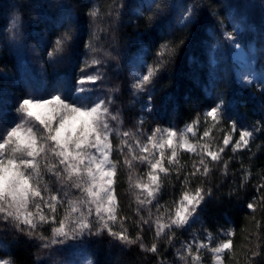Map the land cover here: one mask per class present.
<instances>
[{"label":"trees","instance_id":"1","mask_svg":"<svg viewBox=\"0 0 264 264\" xmlns=\"http://www.w3.org/2000/svg\"><path fill=\"white\" fill-rule=\"evenodd\" d=\"M158 4L160 14L149 22L147 17L158 11ZM185 8H194L196 16V22L188 28L178 23ZM90 9L99 10L95 20L87 15ZM17 19L18 31L13 28ZM233 29L241 45L254 48L257 65L264 68V0H0V133L18 121L15 107L22 98L74 91L78 79L97 73L104 79L93 85L96 91L92 95L115 97L113 108L120 112L121 130L136 132L143 118L141 138L146 139L156 127L181 131L199 119L193 135L197 148L223 147L224 136L231 132L230 124L224 121L213 127L211 119L205 121L203 116L218 102L217 97L223 98L229 115L239 122L237 131L231 132L232 143L221 153L222 160L211 166L207 177L198 175L191 177L186 186L182 183L193 164L199 166L200 157L193 152L179 150V165H168L166 159L169 173L161 175L156 199L144 207L138 203L132 185L134 163L130 169L124 157L113 152L119 161L115 194L120 215L126 217L128 235L134 239L139 233L146 245L156 243L158 252L141 251L138 244L123 245L102 233L84 243L83 252L91 258V264H186L180 258L183 245L194 238L208 243L210 235L211 247L228 238L223 233L229 230L234 233L230 237L233 251L224 254V264H247L246 256L257 244L262 255L255 262L264 264V203L258 199L264 196V189L257 191L264 183V127L254 134L248 147L232 151L241 125L249 129L257 121L264 125V93L255 83L241 86L237 79L231 49L221 40L223 33ZM68 32L71 41L50 57L55 41ZM180 39L184 44L173 62L151 86L152 111L148 112L147 94L133 95L131 68L137 65L144 71L141 65L153 64L161 44ZM93 59L101 63L92 65ZM205 129L210 130L207 137H203ZM112 139L114 145L118 143L115 136ZM205 159L210 161V157ZM44 181L53 191L61 189L50 173L44 175ZM202 181L212 195L201 205L199 219L191 227L174 229L171 241L166 235L157 239L153 223L159 215L156 205L163 206L161 213L165 209L173 211L184 188L194 190ZM254 199L257 210L252 212L247 204ZM63 211V207L58 208L57 219ZM141 217L149 220L143 231L136 226ZM39 230L45 236L51 235V225L45 224ZM40 243L16 231L11 223L0 221V256L13 264L52 262L53 252L48 253L51 249L40 247ZM200 264H214L213 254L207 249H201Z\"/></svg>","mask_w":264,"mask_h":264},{"label":"snow or ice","instance_id":"2","mask_svg":"<svg viewBox=\"0 0 264 264\" xmlns=\"http://www.w3.org/2000/svg\"><path fill=\"white\" fill-rule=\"evenodd\" d=\"M160 7L159 4L156 5L158 11L147 17L149 22L160 14ZM99 14L98 9H90L87 13L93 20ZM195 22L194 8H185L178 23L183 28H188ZM13 28L19 30L18 19L13 21ZM71 39L70 32L58 38L49 56L62 51ZM221 40L235 49L240 48L235 29L223 33ZM183 44V39L177 43L169 41L161 44L153 64L144 63L141 65L144 71L134 73L131 85L133 95L147 94L146 111H152L151 86L154 80L173 62ZM100 63L97 59L91 61L92 65ZM103 79L99 73L85 75L76 81L78 87L74 91H60L49 96L30 94L17 102L15 112L19 117L18 121L14 120L11 126L0 133V221L11 223L16 231L24 233L29 239L40 241L39 246L45 249L54 245H67L69 241L84 243L88 238L107 233L123 245L138 244L141 251L155 254L158 252L156 243L146 245L139 233L133 239L124 226L126 217L120 215L114 187L119 161L113 157V152L123 156L124 164L130 169L133 167V160L148 163L149 183H143L139 179L135 183L136 188L147 192L144 199L137 196L138 203L144 206L156 199V193L162 183L159 173H164L165 176L169 173V168L165 167V159L168 165H179L178 148L193 152L200 157L199 166L194 163L193 170L184 176L182 183L186 186L191 177L198 175L207 177L211 166L222 160L221 153L232 143L231 132L237 131L239 122L231 118L223 98L217 97L218 102L206 109L203 116L205 121L211 119L213 127L224 121L230 124L231 132L224 136L223 147L218 146L215 150H210L207 145H203L198 149L187 141L185 134L192 132L195 135L194 125L199 123V119L180 132L172 128L156 127L142 140L141 127L145 122L143 118L139 120L136 132L121 130L120 112L113 108L115 97L97 95L93 98L92 94L96 89L85 87L86 84L96 85ZM253 83L254 78H245L246 86ZM255 84L258 90L264 93V74L255 78ZM262 127L264 125L260 121L251 129L241 125L239 139L232 144V151L248 147L254 139V134L260 132ZM209 132V129H205L203 137L209 136ZM113 136L118 140L115 145ZM166 149L170 150V154L166 155ZM205 157H210V161ZM224 169L226 174V162ZM180 170L177 169L178 172ZM46 173L55 177L56 182L61 185L60 190L53 191L49 188L44 181ZM177 179H180L179 175ZM71 189H76L80 195L72 196ZM261 189H264V183L258 185L257 191ZM60 191L63 195H60ZM211 195V189L205 188L202 181L194 190L184 188L180 199L174 202L173 211L165 209L161 213L160 208L163 206L157 204L159 215L153 221L156 228L155 237L158 239L166 235L171 241L175 234L174 229L184 228L186 225L191 227V224L199 219L198 211L202 210L201 205ZM258 199L264 203V196H259ZM60 207H63L64 211L57 219ZM247 208L255 212L256 200L249 202ZM137 214L139 215V210ZM45 224L51 225L50 236H45L39 230ZM144 224H149V220L141 217L136 226L143 231ZM233 234L231 230L224 232L223 236L228 238L219 240L211 247L210 235L208 243L194 238L192 242L182 246L180 258L185 260L186 264L189 257L190 264H200L201 249H207L213 254L217 264H224V254L233 251V241L230 238ZM261 255L260 245L257 244L254 250H249L246 256L247 264H256L255 258ZM0 264L13 262L10 259H0Z\"/></svg>","mask_w":264,"mask_h":264},{"label":"rangeland","instance_id":"3","mask_svg":"<svg viewBox=\"0 0 264 264\" xmlns=\"http://www.w3.org/2000/svg\"><path fill=\"white\" fill-rule=\"evenodd\" d=\"M229 48L231 49V52L233 54L234 69L236 71V76H237V79L240 85L246 86L245 78H254V83H255V78H259L261 74H264V68L257 65V59H256V55L254 52V48L246 46V45L244 47L241 44H240L239 49H235L231 46H229ZM141 62H143V60ZM140 72L141 70L137 65L131 68V75L133 78H134V73L138 74ZM85 87L93 88V85L86 84ZM93 98H95V96H93ZM177 132H180V130H178ZM148 134H151V133H148ZM185 138L190 144L197 146V143L194 141V136L192 132L186 133ZM141 139L144 140L145 138H141ZM182 149L183 148H178L177 151L182 150ZM165 151H166V155L170 154V150L166 149ZM137 154L138 155L140 154L138 150H137ZM132 162L134 163L133 169H135L132 175V185L136 190L137 196L139 195L140 199H144L147 196V192L144 191L142 188H136L135 183L138 179L143 183H149V178H148L147 173L150 171V167L147 162L140 163L137 160H133ZM162 174L163 173H159L160 177ZM160 188H161V185H160ZM71 191H72V196L80 195V193L76 189H71ZM158 193H156V195ZM47 225H50V224H47ZM84 243L69 241L67 245L52 246L51 248H49L51 250L48 253L53 252V255H52L53 261L52 262L46 261V263L47 264H67V262L71 261L72 264H88L89 261L91 262V258L86 253L83 252L85 250ZM70 245H75V246L69 247ZM0 259H8V258L0 256ZM214 264H217L215 260H214Z\"/></svg>","mask_w":264,"mask_h":264}]
</instances>
